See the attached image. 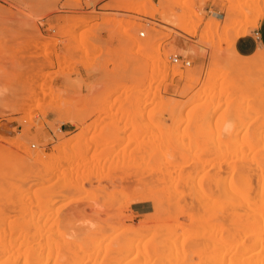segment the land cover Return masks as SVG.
<instances>
[{
	"label": "rangeland",
	"instance_id": "obj_1",
	"mask_svg": "<svg viewBox=\"0 0 264 264\" xmlns=\"http://www.w3.org/2000/svg\"><path fill=\"white\" fill-rule=\"evenodd\" d=\"M108 7L0 0V24L29 29L80 11L49 25L64 41L44 37L38 54L22 57L57 70L14 72L15 55L0 53V264H200L205 250L225 261L251 206L264 212V52L234 50L258 29L264 0ZM104 31L118 41L112 70L101 62ZM59 44L72 52L57 53ZM77 64L103 78L71 84ZM140 203L144 214L133 211Z\"/></svg>",
	"mask_w": 264,
	"mask_h": 264
},
{
	"label": "crops",
	"instance_id": "obj_2",
	"mask_svg": "<svg viewBox=\"0 0 264 264\" xmlns=\"http://www.w3.org/2000/svg\"><path fill=\"white\" fill-rule=\"evenodd\" d=\"M96 2L98 9L113 2L114 0H93ZM117 6L108 7L109 9L115 8ZM80 11L78 9H74L67 12L55 13L49 17L43 18L37 23V27L35 28H25L21 26L19 23H5L0 24V53H2L5 57L8 55H15L14 61L11 62L8 66L12 71H25V72H35V76L39 77L40 74L44 72L55 71L58 69V65H56L53 69H42L41 63L43 62V58L37 57L34 65L26 66L22 64V57L27 52L31 51L32 53L38 54L40 48H43L44 37H53L54 39L59 40L60 42L64 41V38L58 33V27L54 30H49V25L59 26L63 24L66 20H71L72 17L78 16ZM250 32V31H249ZM249 32L240 38H238L234 45L236 44V48L234 47L235 52L243 57L252 53L253 44L254 47L259 48L260 51L264 52V17L259 23V27L256 31L251 33L250 36H247ZM111 33L109 31H104L101 33V41L102 46L104 48L105 54L101 57L102 65L108 66L110 70L113 69V63L119 55V50H115L110 52L109 49L112 46H118V41L115 42L110 41ZM29 37H35V45L31 47V50H28L27 46L24 43L28 40ZM237 42V43H236ZM71 43V42H69ZM253 43V44H252ZM233 45V46H234ZM237 49V50H236ZM56 52L59 54H64L65 52H72V50H67L63 44H59L56 47ZM77 58L79 55L77 53L74 54ZM77 74H74L70 77V83H81L84 85L91 84L97 82L99 79L103 78V73H90L85 65H76ZM64 78H58L55 80V83L58 86H63L65 84ZM111 85L115 84L113 80L108 81ZM83 93H86L85 88H83ZM11 128H19L18 124L13 123ZM146 206L145 204H137L136 210L134 212L144 214Z\"/></svg>",
	"mask_w": 264,
	"mask_h": 264
},
{
	"label": "bare ground",
	"instance_id": "obj_3",
	"mask_svg": "<svg viewBox=\"0 0 264 264\" xmlns=\"http://www.w3.org/2000/svg\"><path fill=\"white\" fill-rule=\"evenodd\" d=\"M117 2V1H116ZM114 3H112L111 5H113ZM110 5V4H109ZM117 5V4H116ZM110 7V6H109ZM81 15V14H80ZM219 147V146H218ZM228 151V150H227ZM222 155V154H221ZM221 160V159H220ZM228 161V160H227ZM221 162V161H220ZM167 163V162H166ZM226 164V163H225ZM224 164V165H225ZM168 165V164H167ZM226 166H227V164H226ZM215 168V167H214ZM218 168V167H217ZM167 172H169V171H167ZM223 179V178H222ZM227 182V181H226ZM221 183H224V182H221ZM222 185V184H221ZM214 187V186H213ZM220 188H225L224 186L223 187H220ZM221 190V189H220ZM225 190V189H224ZM224 192V191H223ZM228 192V191H227ZM216 193H218V192H216ZM222 193V192H221ZM225 194H223L222 193V196L224 195H226V190H225V192H224ZM228 194V193H227ZM232 194H233V192H232ZM225 197H227V196H225ZM236 198V197H235ZM200 199V198H199ZM202 199V198H201ZM243 200V199H242ZM206 201V200H205ZM208 202H209V200H207ZM217 201V200H216ZM218 202V201H217ZM241 203V202H240ZM259 203V202H258ZM248 204V203H247ZM224 205V204H223ZM226 206V205H225ZM246 207V206H245ZM253 206H251V209L250 210H248L249 211V215H248V218H247V220L245 221V223H241L240 225H238L237 226V231L234 233V234H232L231 235V237H230V240H229V244H227V245H229V248H230V253H229V251H228V255H226L227 256V258L225 257V248L227 249V250H229L228 248H227V246L225 245V248H223L224 247V245H223V247H221L222 245L221 244H219L220 245V247L219 248H221V249H223L224 251L222 252L221 251V249H218L217 247V249L218 250H220L219 252L221 253H223V255H222V257L221 258H226L227 260H225V261H223L222 259H220V258H218V254L217 253H215L214 255H212V256H210L206 251L207 250H205V251H203L202 253H199V254H201L202 255V262L200 263V264H264V212H262V210L259 208V207H253ZM228 209V208H227ZM218 213V212H217ZM217 215V214H216ZM214 217H216V216H214ZM222 225V224H221ZM216 226H218V225H216ZM39 227V226H38ZM221 227V226H220ZM218 228H219V226H218ZM32 229V228H31ZM33 229H35V228H33ZM221 229V228H220ZM223 229V228H222ZM38 231H39V229H38ZM210 231V230H209ZM212 232V231H211ZM217 231H215V233H216ZM39 233V232H38ZM37 233V234H38ZM213 233V232H212ZM215 233H213V234H215ZM218 233L219 234H221L219 231H218ZM41 234V233H40ZM200 234H201V232H200ZM212 234V235H213ZM244 234V236H246L245 238H242V235ZM39 235V234H38ZM210 235H211V233H210ZM216 235L217 234H215V239H217L216 238ZM221 236V235H220ZM227 237V236H226ZM220 237L218 236V241H221L220 239H219ZM225 238V237H224ZM226 239V238H225ZM181 242V241H180ZM222 242V241H221ZM237 242V243H236ZM238 242H239V244H238ZM167 243H168V241H167ZM195 243V242H194ZM238 244V245H236V244ZM68 244V243H67ZM72 244V243H71ZM71 244H70V246H71ZM169 244V243H168ZM171 244H174L173 243V241L171 242ZM171 244H169L170 246H172ZM201 244V243H200ZM196 245V244H195ZM210 245V244H209ZM214 247H215V245L216 244H214V242H213V244H212ZM130 247L131 246H133V243H131V245H129ZM161 246V245H160ZM129 247V248H130ZM174 247V250H175V252H176V249H175V245L173 246ZM172 247V248H173ZM210 247H212L211 245H210ZM177 248V247H176ZM188 248V247H187ZM131 249H132V247H131ZM134 249H136V248H134ZM259 251H258V250ZM133 250V249H132ZM174 250H173V252H174ZM227 250H226V252H227ZM94 251V250H93ZM98 251V250H97ZM97 251H95V252H97ZM134 251V250H133ZM132 251V252H133ZM177 251H178V249H177ZM234 251V252H233ZM123 252V251H122ZM128 252H130V253H132L130 250L128 251ZM127 252V253H128ZM139 252H140V250H139ZM138 252V253H139ZM180 252V251H179ZM59 253V252H58ZM125 253V252H124ZM211 253V252H210ZM221 253V254H222ZM139 254H141V253H139ZM152 254V253H151ZM176 254V253H175ZM227 254V253H226ZM230 254V255H229ZM92 255V254H91ZM118 254H116V256H117ZM125 255H126V253H125ZM125 255H124V257H125ZM197 255V254H196ZM262 255V256H261ZM115 256V255H114ZM119 256V255H118ZM123 256V255H122ZM181 256V255H180ZM39 258L40 257H42V256H38ZM88 257H90V256H88ZM120 257V256H119ZM118 257V258H119ZM141 257V256H140ZM144 257V256H143ZM145 257L147 258L148 256H146V254H145ZM82 258V257H81ZM84 258V257H83ZM100 258V257H99ZM127 258V255H126V257H125V259ZM150 258V257H149ZM149 258H147V259H149ZM166 258V257H165ZM169 258V257H168ZM174 258H178V255H177V257H176V255H175V257ZM182 258V257H181ZM41 259V258H40ZM94 259H95V257H94ZM138 259H141V258H138ZM137 259V260H138ZM170 259V258H169ZM179 259V258H178ZM84 260H86V259H84ZM154 260V259H153ZM163 259H160V262L162 261ZM165 260V259H164ZM171 260V259H170ZM23 261V260H22ZM92 261H94V260H92ZM97 261H99L98 259H97ZM155 261H156V259H155ZM169 261V260H168ZM172 261V260H171ZM82 262V261H81ZM122 262V261H121ZM139 262H141V260H139ZM143 263H144V260L142 261ZM149 260H148V263L147 262H145L144 264H149ZM157 262H159V261H157ZM159 262V263H160ZM35 263V262H34ZM40 263V262H39ZM115 263V262H114ZM130 263V262H129ZM137 264H142V263H138V262H136ZM154 263V262H153ZM152 262L150 263V264H153ZM159 263H154V264H159ZM163 262H161V264H162ZM165 263V262H164ZM169 263H171L170 261H169ZM98 264V263H97ZM116 264V263H115ZM117 264H119V262L117 263ZM131 264H135L133 261H132V263ZM166 264H168V263H166ZM176 264H178V262L176 263ZM184 264H194V263H191V261L189 262V260H188V258L187 257H185L184 258Z\"/></svg>",
	"mask_w": 264,
	"mask_h": 264
},
{
	"label": "built area",
	"instance_id": "obj_4",
	"mask_svg": "<svg viewBox=\"0 0 264 264\" xmlns=\"http://www.w3.org/2000/svg\"><path fill=\"white\" fill-rule=\"evenodd\" d=\"M86 3H93L94 1L93 0H85ZM141 38H144L146 36V34L144 32H142L140 35H139ZM172 62L175 63V64H178L180 62L184 63L185 66H190L191 63L188 62V61H183L181 58H173L172 59Z\"/></svg>",
	"mask_w": 264,
	"mask_h": 264
}]
</instances>
